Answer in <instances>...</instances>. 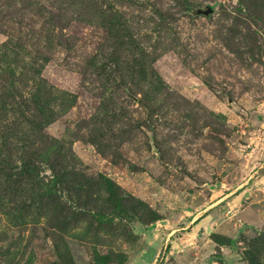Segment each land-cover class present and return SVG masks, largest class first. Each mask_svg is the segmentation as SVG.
I'll return each mask as SVG.
<instances>
[{
  "label": "rangeland",
  "instance_id": "1",
  "mask_svg": "<svg viewBox=\"0 0 264 264\" xmlns=\"http://www.w3.org/2000/svg\"><path fill=\"white\" fill-rule=\"evenodd\" d=\"M0 264H264V0H0Z\"/></svg>",
  "mask_w": 264,
  "mask_h": 264
},
{
  "label": "water",
  "instance_id": "2",
  "mask_svg": "<svg viewBox=\"0 0 264 264\" xmlns=\"http://www.w3.org/2000/svg\"><path fill=\"white\" fill-rule=\"evenodd\" d=\"M191 12L194 16L200 15V16L208 17L213 13V8L209 5H205L202 8L193 7L191 8Z\"/></svg>",
  "mask_w": 264,
  "mask_h": 264
}]
</instances>
